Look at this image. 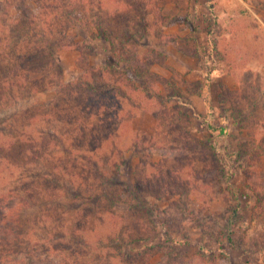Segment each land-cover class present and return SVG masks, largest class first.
<instances>
[{"label": "rangeland", "instance_id": "rangeland-1", "mask_svg": "<svg viewBox=\"0 0 264 264\" xmlns=\"http://www.w3.org/2000/svg\"><path fill=\"white\" fill-rule=\"evenodd\" d=\"M29 2L34 12L40 11ZM104 7L112 13L109 31L115 45L124 47L128 57L133 49L143 54L152 82H160V77L170 80L190 99L196 113L206 111L199 94L203 59H216L211 63L209 89L212 120L217 127L223 123L227 133H210L196 119L186 126L203 145L228 153V164L240 165L233 166L236 171L229 178L242 207L241 224L234 233L237 248L223 241L219 231L227 209L234 207L225 175L220 176L212 164L200 172L202 165L193 162L192 152L187 156L177 152L183 120L170 128L166 122L171 121V112H161L157 101H139L145 110L122 119L113 138L124 152L116 173L119 195L110 204H99L89 195L110 187L109 178L99 176V168L113 174L111 162L117 154L110 145L113 139L77 146L70 136L74 128L65 123L63 96L55 89H40L10 98L0 107V195L6 196L7 205L26 209L22 218L29 228L25 229L33 232L24 238L22 234L11 252L10 247L3 248L5 254L21 256L30 243L39 264H264V0H104ZM128 25L131 34L124 33ZM122 33L129 39L124 41ZM69 35L74 36V45L55 53L66 81L119 57L117 49L111 50L100 37L91 38L78 25L70 27ZM48 109L53 110L54 121L45 116ZM122 109L127 110L126 105ZM154 111L159 115L156 120ZM53 130L60 137H51ZM136 138L138 154L130 144ZM187 140L195 147L196 141ZM218 158L226 162L222 155ZM156 162L175 170L176 178L169 182L172 194L146 197L150 207L158 209L149 217L136 209L129 192L140 176L159 173L157 166L147 165ZM89 206L92 212L86 211ZM40 238L65 242L71 249L45 252ZM115 239H122L120 250ZM200 245L205 249L200 251Z\"/></svg>", "mask_w": 264, "mask_h": 264}, {"label": "trees", "instance_id": "trees-1", "mask_svg": "<svg viewBox=\"0 0 264 264\" xmlns=\"http://www.w3.org/2000/svg\"><path fill=\"white\" fill-rule=\"evenodd\" d=\"M29 1L18 0L20 4L17 5L16 0H0V107L5 105L10 98H20L26 93L32 94L35 90L55 89L58 96H63V107L66 106L64 116L67 121L65 123L74 128L75 133L70 136H73V140L80 147L84 143L88 144L98 141V139L103 141L108 138H116L122 119L131 116L135 110H145L138 103L139 101L144 103L157 101L155 104L160 106L161 112H171V121L166 122L171 124L170 128L181 120L185 122L183 130H178L180 141L177 145V152L181 156L190 155L192 152L193 162L202 165L198 169L200 172H204L208 169L207 166L212 164L211 166L215 168L217 165L220 176L225 175L228 192L234 200V207L227 209L228 216L219 231L223 241L225 240L231 247L237 248L236 243L239 242V239L235 238L234 233L236 227L241 224L242 207L239 191L235 185L229 182V178L236 171L233 166L237 168L240 165L228 164L226 159L228 153L223 155L224 151L222 152L215 145H203L204 142L196 139L194 135L192 136L186 126L191 119H196L210 133L215 130H218L219 135L227 133V127L223 123L217 127L212 120L214 113L209 89L213 69L211 63L216 59H203V64H205V69L201 72L203 89L199 94L206 106V111L196 113L190 99L175 89L170 80L159 76L160 82H152L153 78L150 76L149 68L146 69L144 63L146 59L143 54L133 49L131 57H128L124 47L115 45V41L110 37L112 33L109 31L112 29L109 28L112 13L104 7V0H32L40 8L39 12H34L31 9ZM42 9L44 13L41 11ZM14 10L17 12L16 14L19 13L17 17L12 13ZM124 15L121 12V16ZM72 25H78L84 32L90 34L91 38L97 36L108 42L111 50H118V59H108L102 66H90L89 70L86 69L76 79L66 81L55 60V53L59 48L74 45V36L69 35V29ZM20 31L22 32L20 33ZM124 33L131 34L129 25ZM207 33H211L209 29ZM122 39L125 41L129 37L125 39L122 33ZM124 46L127 45L124 44ZM151 62L148 61V64ZM51 69H55L57 75ZM51 74L54 77L49 79ZM173 101L175 104L172 103ZM123 104L126 105L127 110L122 109ZM182 108L189 109V112H184ZM48 112L45 116L49 121H54L52 119L53 110L48 109ZM151 115L155 120L159 116L155 111L151 112ZM65 117L60 118L59 122H64ZM111 119H113V123L109 122ZM4 120L9 121L10 119L5 118ZM49 121L47 122L49 123ZM158 122L161 123V121ZM183 133L186 134L185 137H182ZM51 137H60L59 132L53 130ZM45 138L49 139L50 137L45 136ZM187 138H192L197 142H195V147H192V143ZM135 140L130 144L133 152L138 154L141 148L139 149L138 146L139 140L137 138ZM198 143L203 146L198 148ZM10 144L11 142L7 144L8 147ZM110 145H112L114 153L117 152L116 158L111 162V168L114 169L113 174L105 173L102 171L103 169L99 168V176L104 179L109 178L110 187L103 191H96L95 195H89L95 203L99 204L102 202L106 204L109 202L110 204L116 194L119 195V182L116 173L124 163V152L119 149L115 139L111 140ZM35 151L39 152V149ZM233 154L238 157L240 153L238 150H234ZM218 155H222L226 162L222 163ZM218 161L222 163L221 166H218ZM143 163L146 165L147 162L143 161ZM147 165L157 166V162ZM157 167L159 168L158 174H154V170L148 175L140 176L129 192L135 199L136 209L144 211L149 217H152L154 210L158 209L150 207L147 198L156 192L165 193V195L172 194L171 192L168 193L172 184L169 182L176 178L175 170L170 169V167L164 168L160 165ZM112 188H116V190ZM144 193L149 195H142ZM5 199V195H0V264H39L40 261H35L36 255H33L36 250L30 243H27L24 254L21 256L17 253L5 254L7 252L3 248L10 247L8 252H11L10 250L17 245L15 243L22 237V234H24V238L33 233L32 230L25 229L29 228L22 218V213L26 209L23 206L7 205L4 203ZM129 209L130 206H127V210ZM86 211L92 212V207L89 206ZM156 227L157 225H155ZM162 228L164 233L168 235L169 230L164 226ZM47 237L45 236V238ZM45 238H40L46 246L45 252L58 254L71 249L65 242L48 243ZM79 241L76 243L78 247L82 243L81 239ZM113 241L120 250L122 239ZM199 249L202 251L205 248L200 245Z\"/></svg>", "mask_w": 264, "mask_h": 264}]
</instances>
